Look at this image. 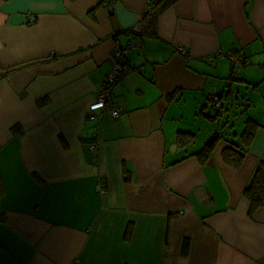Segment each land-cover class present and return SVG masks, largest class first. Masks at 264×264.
<instances>
[{"label": "crops", "instance_id": "1", "mask_svg": "<svg viewBox=\"0 0 264 264\" xmlns=\"http://www.w3.org/2000/svg\"><path fill=\"white\" fill-rule=\"evenodd\" d=\"M111 1L113 14L102 0H0V264H264V206L250 216L244 194L264 161V102L249 140L196 155L203 117L206 136L221 132L209 96L227 80L264 88V0H178L157 36L133 37L113 90L123 112L93 120L110 53L148 8ZM219 49L247 53L238 78L208 60ZM237 144L235 168L223 151Z\"/></svg>", "mask_w": 264, "mask_h": 264}, {"label": "built area", "instance_id": "2", "mask_svg": "<svg viewBox=\"0 0 264 264\" xmlns=\"http://www.w3.org/2000/svg\"><path fill=\"white\" fill-rule=\"evenodd\" d=\"M103 6L106 10L113 14L115 10V4L111 0H102ZM142 29V23H138L133 26L129 31L131 37L128 38L124 45L116 44L112 52L110 53L111 71L104 78L100 90L97 94L96 100L89 106L91 112L99 111L98 113L90 114L89 118L98 120L105 113H111L114 116H119L123 110L120 107H115L113 103V90L115 86L125 77L131 70L127 62V53L130 50L135 49L140 43L134 40L133 37H139ZM181 52H185L184 48H180ZM218 57L227 58L231 63V78H238L239 70L241 67L250 64V59L241 49L223 50L219 49L216 52L208 56V60L214 62ZM222 105V99L219 95L209 96L206 102V107L214 110ZM99 145L97 143H91L89 150L94 152L98 150ZM99 191L104 194L108 191L107 186L101 180L98 184ZM1 215V211H0Z\"/></svg>", "mask_w": 264, "mask_h": 264}, {"label": "trees", "instance_id": "3", "mask_svg": "<svg viewBox=\"0 0 264 264\" xmlns=\"http://www.w3.org/2000/svg\"><path fill=\"white\" fill-rule=\"evenodd\" d=\"M178 0H148V8L143 14V17L140 21L142 23V29L139 37H144L146 35L157 36L158 35V21L159 17L165 12L168 8L173 6ZM130 33V31H128ZM47 101V98H43L39 101L40 104ZM218 109L223 111V106L221 105ZM219 114V113H218ZM217 114V115H218ZM214 116V119L216 116ZM213 118V117H210ZM257 123L248 119L246 127L243 131L242 137L245 141L249 140L250 137L254 134ZM18 127H14L13 130L16 131ZM193 137V134H188L186 132H179L178 142L182 143ZM223 137L220 131H216L215 134L204 144V146L196 153V155L204 160L209 157L210 152L215 147L216 143ZM238 145V144H237ZM244 148V147H243ZM240 145L227 147L223 151V159L226 163L232 167L238 168L244 159V149ZM245 197L250 203L249 215L252 216L255 211L264 206V161H260L257 165L254 173L251 177V180L247 187L244 190ZM132 228L128 227L125 232V238H129ZM189 241L185 239L182 245L183 255L188 253Z\"/></svg>", "mask_w": 264, "mask_h": 264}, {"label": "rangeland", "instance_id": "4", "mask_svg": "<svg viewBox=\"0 0 264 264\" xmlns=\"http://www.w3.org/2000/svg\"><path fill=\"white\" fill-rule=\"evenodd\" d=\"M217 92L222 95V99L224 101V116L218 120L219 122H214L215 127L219 123L223 138L233 143H237V141L240 142L248 119H253L257 116V114L262 113L261 109L264 102V88L260 87V89H258L253 84L241 79L235 81L227 80V84L223 90H217ZM246 104L249 105L246 109H244ZM202 120L205 128L203 129L202 127L203 133L199 134L198 137L202 138V140L206 143L209 138L212 137V135H205L207 134L205 132L209 127L206 126V124H210L211 122L204 117ZM197 124H199V122ZM193 125H196V123ZM198 127V125L193 127L191 126V131L197 129ZM201 143L202 142L199 140L194 148H198L200 145H203Z\"/></svg>", "mask_w": 264, "mask_h": 264}, {"label": "water", "instance_id": "5", "mask_svg": "<svg viewBox=\"0 0 264 264\" xmlns=\"http://www.w3.org/2000/svg\"><path fill=\"white\" fill-rule=\"evenodd\" d=\"M248 105H249V104H246L245 107H244V109H246V108L248 107Z\"/></svg>", "mask_w": 264, "mask_h": 264}]
</instances>
